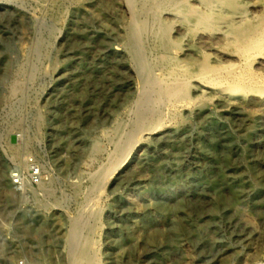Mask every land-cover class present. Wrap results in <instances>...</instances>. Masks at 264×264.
<instances>
[{"label": "rangeland", "instance_id": "1", "mask_svg": "<svg viewBox=\"0 0 264 264\" xmlns=\"http://www.w3.org/2000/svg\"><path fill=\"white\" fill-rule=\"evenodd\" d=\"M82 1L0 0V264H67L71 217L93 225L99 264H264V102L249 121L193 81L191 102L166 106L116 172L92 179L135 92L115 72L130 65L124 39L98 33ZM98 2L128 21L125 0ZM30 162L48 192L12 188ZM100 183L94 218L80 209Z\"/></svg>", "mask_w": 264, "mask_h": 264}, {"label": "bare ground", "instance_id": "2", "mask_svg": "<svg viewBox=\"0 0 264 264\" xmlns=\"http://www.w3.org/2000/svg\"><path fill=\"white\" fill-rule=\"evenodd\" d=\"M125 1L128 21L121 28L116 23L118 12L109 16L98 0H83L87 6L80 8L84 20L95 24L98 33L124 39L130 65H121L115 72L135 92L126 110L129 119L115 120L110 128L113 148L107 162L91 174L101 183L139 144L144 129L161 126L166 106L192 99L193 81L203 96L209 93L218 101L221 111L241 113L249 121L260 116L249 108L264 102V0ZM156 66L166 71L154 72ZM92 142V151L101 150L98 141ZM101 183L87 190L88 199L80 209L94 218L98 211L92 201L102 191ZM50 189L41 175L36 193ZM80 219L71 217L65 238L70 245L67 264H99L89 238L93 225Z\"/></svg>", "mask_w": 264, "mask_h": 264}, {"label": "built area", "instance_id": "3", "mask_svg": "<svg viewBox=\"0 0 264 264\" xmlns=\"http://www.w3.org/2000/svg\"><path fill=\"white\" fill-rule=\"evenodd\" d=\"M31 161V160H30ZM41 171L37 164L30 162L29 173L27 178H23L19 171L11 174L10 184L15 191H21L26 187H34L39 184Z\"/></svg>", "mask_w": 264, "mask_h": 264}]
</instances>
